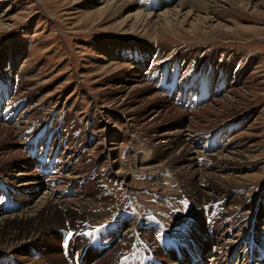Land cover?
I'll return each instance as SVG.
<instances>
[{
    "label": "rangeland",
    "instance_id": "rangeland-1",
    "mask_svg": "<svg viewBox=\"0 0 264 264\" xmlns=\"http://www.w3.org/2000/svg\"><path fill=\"white\" fill-rule=\"evenodd\" d=\"M135 1L133 0V2ZM147 1L149 2V0ZM239 1L243 0H228L227 3L222 4L217 11L218 18L222 21L223 19L235 18L243 27H254L260 33L255 34L245 30L238 34L217 31L215 33L208 32L207 34L200 32L197 36H194L192 33L183 31L179 37L162 34L161 37L154 40L157 41V45L146 35L123 34L119 28L115 27L114 18L116 16L110 15L99 26L92 24L85 17L87 3H82V1H0V15L6 16V24L0 30V126L16 127L15 129L20 132L23 130V154L26 158V162L13 165L15 167L13 175L22 173L19 167H28L32 173L41 177L44 185H47L45 183L49 184L48 180L52 179L54 181L56 176L57 180H60L59 183L62 184L57 183L58 186L55 189H49V192H55L57 188L60 189L61 186H66L67 189L63 188L64 198L70 199L68 201L72 202V200L82 198H79L80 195L77 196L75 193L78 184L68 185L67 180L71 181V178L75 177L71 172H73L74 167L78 165V169L80 165L82 171L79 170L76 173L80 176H78V179L81 181L80 183H84L82 184L85 185L84 187L94 186L92 191L100 192L95 185L96 182H99L100 185L104 184L108 188L103 195L106 197L114 196V199L110 203L108 202L109 204L106 206L99 200L90 199V202L87 203L82 199V203L89 207L92 213L88 214L87 210L82 211L76 208L78 211H72L80 212L82 216L78 215V218L73 219L72 223L70 219L66 220L61 217L65 210L58 208V211L53 213L52 217L44 223L28 221V223L23 224L16 220L19 216L31 210L34 204L32 203L30 207L27 206L31 197H24L25 195L22 192L12 189L13 186L8 178L5 179L6 174L4 175L7 167L0 164V188L6 186L3 191H0V204L5 206L6 210L9 209L7 212L10 215L5 216L12 217L7 225V230L0 233V264H73L71 262L72 258H78L79 254L77 253L85 248L88 250L85 254L84 264H114V260L118 261V259L123 260L121 264H177L175 260L181 261L183 256L187 255L186 244L190 242L196 244L194 246L197 250H199L197 244L202 243L200 250L205 253L204 256L207 258L212 255L209 245V239L214 237L210 235L213 231L212 227L217 222L224 224L226 221H230L228 218H222L223 214L226 213H223L222 204H219V206L213 204L224 199H226L224 202H227L224 210L231 209L235 211L243 206L241 212L246 218L258 215L257 224H255L256 219L251 217L249 224H243L244 227L242 226V228L239 226L236 232H229V236H232V242L235 243L239 238V229H241L240 232H242L243 238L246 237L242 239L244 240L242 244L236 245V243L233 248L227 249L224 259L226 258L229 261V257H235L233 264L236 258L241 259L236 262L237 264H252L254 260L257 261L255 264H264V0H250L251 5L247 7L248 9L244 7V4L237 3ZM245 2L247 3V0ZM178 5L180 4H176L175 9L178 8ZM255 5L259 7L258 10L252 7ZM149 14L154 17L155 13L151 11L148 13L147 10L146 15ZM155 16L157 15L155 14ZM134 42L143 48L149 46L154 52L160 53L162 57L171 59L170 71L167 72V70H164L161 60L157 59V55L152 53L149 60H147L148 62L144 63L146 67L143 68L142 72L143 74L148 73L146 75L148 78L153 76L147 86H150L151 83L155 84L160 76L168 73V76L180 75L181 78L168 85L166 87L168 89L177 91L189 89L190 91H196L197 95L199 91H209V98L207 99L206 94H203L199 106L196 109L188 110L192 113H188L187 118L180 120L183 122L182 124L189 125L193 123L195 127L202 125L208 128L209 123L201 118L196 119L191 114L212 105L227 92V95H229L235 78L233 74L230 75L228 68L224 66L226 61L231 62L232 65L235 64L232 73L236 68L242 70L241 67L249 65L248 73L261 79L255 83L254 87L256 89L249 95L251 103L243 106L244 109L241 112H244L243 114L246 116V119L242 121L246 122L242 125L244 127L242 132L245 131L246 136L249 135L254 139V142L246 145L247 147L250 146L248 152L246 151L250 153L248 160L250 164L249 162L243 164V170H238L237 173L231 170L225 172L230 177L225 178L226 188L224 192H221L222 195L220 196V191L217 192L216 196V191L208 192L209 195L207 196L214 198L212 202L203 205L201 198L194 195L193 189L198 183V176L201 175L199 171L204 169L201 166L190 168L186 162L181 161L182 156L179 147L185 142L183 143L181 138L176 137L168 139L155 138L153 142L154 134L150 135L146 129L141 128L140 124L146 120H151L155 116L153 113L155 106L145 107V109L141 107L144 110L147 109V111L137 114L139 116L137 121L140 120L138 123L135 122V125H139L130 131H127L121 124L125 123L121 116L117 118L108 113L105 115V112L104 115H101L105 111V105H109L110 101L117 100L118 96H110V93L104 90V83L99 84L101 80L106 78L105 73L108 71V67L105 71H98L99 64L109 66L108 58L110 54L119 52L118 47L120 50L130 48L127 53L131 54L134 59L136 57L139 59V50L132 49L134 48L132 46ZM136 52L138 54H135ZM192 52L202 60L210 58V61H207L210 65L203 67L206 65L203 63L202 66L193 65L190 67V64H187L188 66L185 64V68L180 71L181 63L176 65L173 59L181 58L182 55L185 58L187 55H191ZM178 53L179 55H177ZM114 62V65L118 64L122 67H124L122 63H126L123 61L116 62V60ZM156 64L159 67L162 66L159 69L160 71L157 69L159 72L156 71L158 74L154 76L152 73H156L154 71L158 67ZM220 65L222 67H219ZM150 66L153 68H149ZM188 67H190V74H187ZM213 70L217 71V75L212 74L215 79L208 75ZM172 72L177 73L170 74ZM114 74L116 76L117 71L112 73L113 76ZM236 75L240 81L241 74ZM17 77L19 79L15 80ZM158 92H160V89ZM160 96L159 99H164L165 102L163 107L166 106L168 109L177 108V110L183 111L178 102L172 103V100L162 92H160ZM211 99L215 100L212 102ZM143 104L145 103H141L140 106ZM163 107H160L161 111L164 109ZM53 108L55 111L49 112ZM60 110L64 112L59 113ZM164 111L162 113L167 112ZM173 115V113H167L165 117L171 118ZM173 122L174 124L178 123V121ZM233 122L234 125L228 126L225 128L226 130L218 127L221 130L216 128L210 135L206 134L202 139L212 141V145L209 144V146L214 148L216 143V146H221V139L223 140L222 137L226 133H232L233 129L240 131L239 122L237 120H233ZM96 123L103 126L110 125V130L113 131L112 137H104L102 130ZM250 127L253 132L246 131ZM116 135H125V143L114 145L113 140ZM103 138L107 140V146L115 150L114 154H107V158L110 159L109 156L112 155L113 162L117 164L114 172L116 174L115 180L124 181L131 176L128 183L123 184L113 181L112 176L110 177L103 171L105 168L103 163L94 162L96 157L101 156L97 153L100 152V148H98V151L96 148L103 143ZM219 139L220 141H218ZM256 141L257 143H255ZM135 152L138 153L139 158L136 164H131L130 160ZM82 154L87 156H82ZM69 158L72 160L70 161ZM183 161H185V156ZM74 162L75 165H73ZM199 163L203 164L202 160ZM147 167H152L153 170H146ZM183 168H185L184 171ZM205 172L212 173L206 177L213 175L210 179L214 183L220 181L219 179L216 181V178L224 180V173H221L218 169L213 170L211 164H208V169ZM24 179L25 181L31 180L28 177ZM191 181L192 183H189ZM130 185L131 188H128ZM34 187L31 186V190ZM42 189L38 194L39 196H36L35 203L39 202L45 192L48 191L45 186H42ZM25 192L27 194V191ZM81 192L85 194L86 189L85 191L82 189ZM3 193L11 196V199H7L6 204L2 202L5 196ZM58 193L61 196L63 195L60 192ZM228 194L234 195L232 197L231 195L227 196ZM99 196L97 195V197ZM226 196L232 197V200L229 202V199L225 198ZM88 198L89 196L86 195L85 200H88ZM24 202H27V204ZM213 208L215 210L211 211V215L208 217L210 209ZM241 212L240 214H242ZM203 216L205 217L204 221ZM224 217L226 216L224 215ZM208 218L215 221L212 220V223ZM135 220L142 222L138 230L140 229L146 234L144 238L138 240L137 243L128 242L122 238L117 239L114 233H118L121 227ZM74 226H79L76 227L78 230L82 227L81 230H83L84 236L79 237L77 240V245H79L77 249L74 242L78 237V233L75 232L77 229ZM72 227H74V231L71 233V239H68V235L65 234L64 230L69 234L66 228ZM9 233L10 235L16 233L18 238L16 242L12 241L6 245L5 239ZM66 237L69 242L67 246L69 254L62 249V243ZM21 240L24 242L22 243ZM11 247L13 248L10 249ZM16 248L18 249L16 250ZM107 248L109 249L107 250ZM2 250H4L3 253ZM164 253L169 254V257H166ZM73 262L75 263V261ZM180 264H183V262Z\"/></svg>",
    "mask_w": 264,
    "mask_h": 264
},
{
    "label": "bare ground",
    "instance_id": "bare-ground-1",
    "mask_svg": "<svg viewBox=\"0 0 264 264\" xmlns=\"http://www.w3.org/2000/svg\"><path fill=\"white\" fill-rule=\"evenodd\" d=\"M76 1H82V3H87L86 4L87 9H85V11H86L85 17L87 18V21H90L92 24L94 23V24H97L96 26H99V24L103 23L106 20V18L109 17L110 15L113 17L116 16L114 18L115 19L114 24H116L115 27L119 28L123 34H125V35H133V34L146 35L147 37L149 36L153 41L157 40L159 37H161L162 34H168V35H172L175 37H179L183 31H185V32L187 31L189 33H192V35H194V36H197V34L200 32L207 34L208 32H211V33L214 32L215 33L217 31H226V32H233V33L238 34L239 32L245 30V31H249V32L255 33V34L260 33V32H258V30H255L254 27L253 28L249 27V26L243 27L241 24L238 23V20H236L235 18H231L229 20L223 19V21L220 18H218L217 11L221 8L222 4L227 3L228 0H149V2L147 0H136L135 1L136 5H135V2H133V0H76ZM245 1L246 0L239 1L237 3L244 4V7L247 8L251 5V1L247 0V3ZM176 4H180V5H178V8L175 9ZM136 6H137V9H136ZM252 7L255 10L259 9V7L257 5L252 6ZM147 10H148V13H149V11H151V12L155 13L157 16H155V14H154V17L150 16V14L147 16L146 15ZM6 13H4V14H6ZM209 13H211V14L209 15ZM5 17H6L5 15H2V14L0 15V30L2 29L1 27L6 24L5 23ZM8 26H10V25H8ZM154 43H156V45H157V41H154ZM132 46L134 47V48H132L133 50L134 49L139 50V51L137 50L139 52V55H138L139 59L136 56H135L136 59H134L133 56L131 57V54L129 55L127 53L128 49H130V48H127V49L123 48V50H120V48L118 47L119 52L120 51L121 52L123 51V52L119 53L117 51L116 53L113 52L114 54H110V56L108 58V61L110 62L109 66L107 64L106 65L99 64V68L98 67H97L98 69L96 68L98 71H100V70L105 71L106 68L108 67V71L105 73L107 75L106 78L101 80V82L99 84L104 83L103 84L105 86L104 90L106 92H109L110 96L111 95L118 96L117 100H115L113 102L110 101L109 105H105V107H104L105 111H103L101 113V115H104V112H105V115L108 113L109 115L117 117V118H120V116H121V119L123 120V122L126 123V124L125 123H121V124L123 125V127L127 131H130L132 129H135V126L139 125V124L135 125L136 124L135 122L138 123V121L140 120L139 119L137 121V118L139 117L137 114L140 112H143V111H147V109L144 110L145 107L148 108L150 106H153V107L155 106L154 107L155 110L153 112L155 116H153L151 118V120H146L145 122L140 124L141 128H143L144 130L146 129L147 133L150 135L152 133L154 134L153 135L154 136L153 142H154L155 138L156 139H158V138L168 139L170 137L181 138L183 140V143L185 142L184 144H182L179 147L180 152H181V156H182V160L181 159L180 160L182 162H186L190 168L191 167L199 168V166H201V168L203 167V169H204L203 170L204 172L199 171V173L201 172V175L198 176V178H199V180L197 181L198 183L196 184V186L193 189L194 195L197 198H201V202L203 205L207 204L209 202H212L214 198L212 199L211 197H208L207 196V195H209L208 192L211 193L212 191H216V193H215V196H216L217 192L220 191V196L222 195L221 192H224L225 188H226L225 187V184H226L225 181L228 177H230V175L226 174L225 172H227L228 170H231V171H233V172L235 171L237 173L238 170H243V168H242L243 164H245L246 162H249L248 160L250 157V153H247V152H248V149L250 146L247 147L246 145H248L251 142H254V139L251 138L249 135L246 136V134L244 133L245 131L242 132V130L244 129V127L242 125L246 123V122H242V121L244 119H246V116H245V114H243L244 112L243 113H241V112L244 109L243 106H246V105H248V103H251V99H250L249 95L253 90L256 89L254 87L255 83L259 82L261 79H259V77L258 78L255 77V75H250L248 73L249 65H247V66L245 65L246 67L245 66L241 67L242 70L236 68L232 73V69L235 68V64L232 65L231 62L226 61V63H224V66L226 68H228L230 75L233 74L234 78H235L233 84L231 85V91L229 92V95H227L228 94V92H227L224 96H222V98L220 100L215 101L212 105H208V106H206V108L199 110V112H193V114H191V115L195 116L196 119L201 118V119H203V121L209 123L208 128H206V126L203 127L202 125H197L195 127L193 125V123L189 124V125L182 124L183 122L180 120H182L183 118H187L188 113H192V112H189V111L187 112L184 109L182 111L180 109L177 110V108L176 109H174V108L168 109V107H166V106L163 107V105H165V102H164V99H159L161 96H160V92H158L159 89L157 88V83H156L157 81H155V84L151 83L150 86H147V84H149L151 82L150 80L153 76L151 78H148V76H146L148 74L147 72H146L147 74L142 73L143 68L146 67V66H144V63L148 62L147 60H149V57L152 55V53L156 54L157 57L156 56L155 57L157 59L161 60V62L164 65L163 68L165 71L167 70V72L170 71V65L169 64H170L171 59H166L165 57H162L160 55V53L154 52L153 49L150 48L149 46L147 48H143L140 45L135 44V42L132 44ZM138 52H136L135 54H138ZM177 55H179V53ZM182 56H181L182 60L179 57H178V59H173L174 62H176V65L181 63V65H180L181 67H179L180 71L183 68H185V66L187 64H190V67H192L193 65L202 66L203 63L206 64V65L204 64L205 66H203V67H207L208 65H210L207 62V61H210V58H206V59L202 60L201 58H197V55L193 54V52L191 55H187L186 57L184 55L185 58H183ZM154 58H153V60H154ZM156 58H155V60H156ZM115 60H116V62H122L123 61L126 63H122L124 67H122L118 64L114 65ZM143 60H145V61H143ZM151 67L152 66H150L149 68H151ZM160 67L159 66L156 67V69L154 71L156 72L157 69L158 70L160 69ZM190 67H188V69H187L188 70L187 74H190L189 73ZM219 67H222V65H220ZM215 69H217V68H215ZM222 70H223V68H222ZM115 71H117V75L115 76V74H116L115 73L113 76L112 73ZM195 71H196V69H195ZM216 72H217L216 70H213L212 73L210 72L209 74L208 73L207 74L210 75V77L214 78V76L212 74L215 73V75H217ZM175 73H177V72H172L170 74H175ZM222 73H224V72H222ZM201 74H202V72H201ZM226 74H227V72H226ZM236 74H241L240 81L238 80V76ZM152 75H154V74L152 73ZM149 76H150V74H149ZM209 82H211V81H209ZM160 84L161 83H159V85ZM147 87H149V88H147ZM23 93H24V91H23ZM147 97H148V99H146ZM215 97H217V96H215ZM214 100L215 99H213L212 102ZM57 103L59 104L60 102H57ZM141 103H145V104L140 106ZM8 105H9V103H8ZM161 106L164 108L163 110L167 111L166 113H162L163 110L161 111V108H160ZM141 107H144V109H142ZM167 113H173L174 115L171 118H166L165 116ZM134 115H137V116L135 117ZM151 116H149V117H151ZM102 118H100V119L104 120ZM147 118H148V116H147ZM192 119H193V117H192ZM189 120H188V122H189ZM233 120H237L239 122L240 131L239 130L235 131L233 129L232 133H230V134L226 133V135H224L222 137L223 140L221 139V141H222L221 146H219V147L216 146V144H217L216 143L214 145L215 148L212 151L209 152V151L205 150V148H204L205 140L202 138L204 136H206V134L210 135V133L213 132L214 130H216V128H218V127H221V128H223L222 130H224L228 126L234 125ZM10 121L12 122V120H10ZM173 121H178V123L174 124ZM124 124L126 125V127ZM96 125L102 130L101 132L103 133L104 137H109V138L112 137L113 131L110 130V128H111V127H109L110 125L106 124L105 126H103V125H100V123H96ZM224 126H226V127H224ZM235 126H236V124H235ZM48 127H50V126L48 125ZM15 128L12 126L11 127H6V126L1 127L0 126V152H1L0 153V155H1L0 156V158H1L0 162H2L0 164L2 166L7 167L5 172H4V175L6 174L5 179L8 178V181L13 186L12 189L22 192V194L25 195L24 197H26V196L31 197V198H29L28 204H27V202H24L25 204H27V206L29 205V207H30V205H32V203L34 204V205H32V209L30 208L31 210H29L28 212L19 216V218L16 220L17 222H21L23 224L28 223V221H31L32 223H34V222L35 223H44L45 221H47L48 218L52 217L53 213H56L58 211V208H61V209L65 210L64 214L60 213L61 217H63L66 220L70 219V221L72 223L73 219L78 218L77 217L78 215L82 216V214H80V212L79 213L74 212V211H78V210H76V208L79 210H82V211L87 210L86 212L88 214L92 213V211L89 210V207H86L85 204L82 203V199L84 201H86L87 203L90 202L89 201L90 199L94 200V201L99 200V201L103 202V204L105 206L107 204H109L110 201H112L114 199L113 195L107 196V197L105 195H103L104 192L108 189L104 184L100 185L99 182H96V184H95L96 188L99 189L100 192L92 191L94 186L91 187L90 185H88V187H84L85 185H82L84 183H80L81 181H79V179H78L79 175L76 173L79 170H80V172L82 171L80 169V165H79V168L77 169V167H78L77 163H76L77 167H74L73 172H71L72 174L75 175V177H72L71 181L67 180V183H69L68 185H71V184H78L79 185V186L77 185V188L75 189V193L77 196L80 195L79 198H82V199L72 200V202L68 201L70 199L64 198V192H63L64 189L63 188L64 187L66 188V186H61L60 189L57 188V191H55V192H52V193L49 192V189H53V188L55 189V187H57L58 184H62V183H59L60 180L58 181L56 176L54 177V181L52 179L48 180L49 184L45 183L47 185H44L42 183L41 177H38L37 175L32 173L31 169H29L28 167H23V166L19 167L21 169L20 171L22 173H18L16 175H13V169H15V167H13V165L18 164V163H22V162H26V158L23 154L24 153L23 152V141L24 140L22 141L23 130H21V132H20V131H17V129H15ZM219 129L220 128H218V130ZM251 129L252 128L250 127L246 131L249 132V131H251ZM251 132H253V131H251ZM116 136H118V137H116ZM116 136L113 140V142L115 143L114 145H119L120 143H122V144L125 143L124 142L125 141V135H116ZM207 138H209V137H207ZM207 138H205V139H207ZM25 141H26V139H25ZM102 141H103V143L99 144L98 147L96 148L97 151H98V148H100V152L98 151L97 153H99V155L101 154V156L96 157L94 162L103 163V165L105 166V168L103 167L104 168L103 171L107 175H109L110 177L112 176L111 179H113V181L121 182L123 184L128 183L129 180L131 179V176L129 177L128 180H124V181L123 180L122 181L121 180L120 181L115 180L116 174L114 172L117 168V164L113 162L114 158L112 157V155L109 156L110 159L107 158V154H111V153L114 154L115 150L110 149L107 146V143H106L107 140H105L103 138ZM218 141H220V139ZM200 142H202V144H200ZM211 143H213V142L211 141L210 144ZM255 143H257V141ZM159 144H161V143H159ZM200 145H201V148H200ZM148 146H150V145H148ZM86 147H88V146H86ZM118 147H120V146H118ZM206 148L208 149L209 147L206 146ZM157 149H159V148H157ZM159 152H161V151H159ZM83 155L87 156L85 154H82V156ZM184 156H185V161H183ZM138 158H139L138 153L135 152L133 154V156L131 157L130 163L136 164V162L138 161ZM71 160L72 159H70V161ZM201 160H202L203 164L199 163V161H201ZM90 162H91V159H90ZM29 163H30V161H29ZM159 163H160V161H159ZM163 164H164V162H163ZM208 164H211L213 170L218 169V171H220L221 173H224L223 174L224 180H222V178L221 179L216 178L215 179L216 181H217V179H219L220 181L218 183H214L210 179L213 175L206 177L207 175L212 174V173L208 174L205 172L208 169ZM249 164H250V162H249ZM73 165H75V162ZM146 170L152 171L153 169H152V167H147ZM164 170H165V168H164ZM184 170H185V168H183V171ZM165 171H167V170H165ZM88 172H90V171H88ZM170 174H168V175H170ZM14 176H15V178H14ZM25 177L31 178V180L25 181V179H24ZM177 177H179V176H177ZM81 178H82V176H81ZM77 180H78V182H77ZM189 183H192V181ZM184 185H185V183L183 184V186ZM192 185H194V184H192ZM227 185H229V184H227ZM31 186H35L33 190H31ZM42 186H45V189L48 190L45 192L46 196L44 195L41 198V200H39V202L35 203L34 200L36 199V196H39L38 195L39 192L41 190H43ZM128 188H131V185L128 186ZM82 189L84 191L86 189L85 194H84V192H81ZM25 191H27V194ZM58 192H60L63 195L62 196L59 195ZM81 193H83V194H81ZM86 195L89 196L88 200H85ZM97 195H100V196L97 197ZM229 195H231L233 197L234 194H228L227 196H229ZM227 196L225 198L229 199L228 201L230 202L232 200V197H227ZM25 199H27V198H25ZM224 200H226V199H224ZM224 200L218 201V203L222 202V204H224L223 206L225 207V206H227V202H224ZM141 203L144 205V203L142 201H141ZM25 204H23V205H25ZM194 204H195V202H194ZM213 204H215V202ZM255 205H257V203H255ZM1 206L4 209L0 208V233H2L4 230H7L6 229L7 225H8V223H10V221L12 219V217L11 218L7 217L8 216L7 214H9L7 212V210L9 211V209L6 210V207L0 204V207ZM218 206H219V204H218ZM242 208H243V206L237 208L235 211H232L231 209H225L224 210V212H226V213L223 212L224 214H223L222 218H225V219L228 218L230 221L228 220L229 222L226 221L224 224H222V222L221 223L215 222L216 224L214 223L215 225H214V227H212L213 231H212V233L210 231L211 234L209 233L211 236H214L213 239L212 238L209 239V245H210L211 250H212V255L208 256V258L203 259L204 262L203 261H200L199 263L197 262L198 264H212L214 262L216 264H231V262L228 261V259H226V258L224 259V257L226 256V253H227V249L233 248L235 246L234 244H236V243H237L236 245L242 244L244 241L242 239H245L246 236L243 238L242 232H240L241 229H239L238 230V232L240 233L238 235L239 238L235 243V242H232V240H231L232 236H229V232L230 231L236 232V230L239 226H241V228H242L243 224H245V225L249 224L251 222V217L256 219L255 224H257V220H258L257 219L258 215H254V216H251L249 218H246L245 216H243L244 214L241 212L243 210ZM252 208H253V206H252ZM72 210H74V211H72ZM227 210L234 212V213L232 214L229 211L227 212ZM240 212L242 214H240ZM81 213H83V212H81ZM5 215H7V216H5ZM224 215L226 217H224ZM209 216L210 215H208V217ZM37 217H38V219H37ZM208 219H210V218H208ZM204 220H205V217H204L203 221ZM212 220H214V219H212ZM135 221L129 222V224H127L126 226L121 227V229H119L120 231H118V233H114L115 236H117V239L122 238L125 241L137 243L138 240L144 238V232L140 231V229L138 230V227H139V225H142V222L140 223L139 220H135ZM209 223H211V222L209 221ZM212 223H213V221H212ZM74 227H75V229H77L79 226L78 227L74 226ZM74 227H72V229ZM81 229H82V227H81ZM208 232H209V230H208ZM22 234H24V233H22ZM17 236L18 235L16 233L12 234V235H10V233H9L8 237L5 239L6 245H8V243L10 244V242H12V241L16 242V240L18 238ZM23 242L24 241H22V243ZM236 247H238V246H236ZM12 248L13 247H11L10 249H12ZM17 249L18 248H16V250ZM13 250L15 251V249H13ZM3 251L4 250H2V253H3ZM113 258H114V256H113ZM240 260H241L240 258L239 259L236 258L235 262L240 261ZM242 260H244V259H242ZM137 261H139V260H137Z\"/></svg>",
    "mask_w": 264,
    "mask_h": 264
},
{
    "label": "snow or ice",
    "instance_id": "snow-or-ice-1",
    "mask_svg": "<svg viewBox=\"0 0 264 264\" xmlns=\"http://www.w3.org/2000/svg\"><path fill=\"white\" fill-rule=\"evenodd\" d=\"M71 237H72V234L69 233V234H68V239H71Z\"/></svg>",
    "mask_w": 264,
    "mask_h": 264
}]
</instances>
